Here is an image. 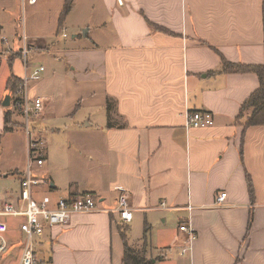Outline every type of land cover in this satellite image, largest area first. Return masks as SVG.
<instances>
[{
	"label": "crops",
	"instance_id": "1",
	"mask_svg": "<svg viewBox=\"0 0 264 264\" xmlns=\"http://www.w3.org/2000/svg\"><path fill=\"white\" fill-rule=\"evenodd\" d=\"M101 1L109 17L101 21L103 34L92 35L85 19L76 23L88 26L84 32L62 39L80 0H71L64 20L60 14L51 31L61 32L56 42L22 23L33 52L46 55L48 65L42 64L52 71L32 96L45 99L41 120L72 142L58 156L51 149L60 143L45 144V163L33 171L51 180L34 196L49 195L55 204L92 194L100 209L48 227L36 243L40 264H123L121 225L129 245L145 249L147 264H264V119L238 120L260 78L226 72L223 64L264 66V0ZM84 3L90 13L93 0ZM14 26L10 40L0 20V132L22 83L12 93L8 82L25 74L23 29ZM206 109L215 124L188 130L187 113ZM32 129L42 142L41 128ZM26 166L10 169L19 176L15 185L8 183L11 174H0V210L17 201ZM223 191L227 198L218 206ZM122 192L130 199V222L116 211ZM189 217L196 237L191 252L181 254L188 233L179 226ZM9 234L23 237L18 225Z\"/></svg>",
	"mask_w": 264,
	"mask_h": 264
},
{
	"label": "built area",
	"instance_id": "2",
	"mask_svg": "<svg viewBox=\"0 0 264 264\" xmlns=\"http://www.w3.org/2000/svg\"><path fill=\"white\" fill-rule=\"evenodd\" d=\"M38 0H22V9L26 8V5L35 4ZM121 1V0H120ZM24 26V25H23ZM63 36H66L64 34ZM22 47L20 49L23 56V67L25 74L22 78L20 87L14 91V104L16 108L23 114L26 123L24 129H26L28 139V163L26 166L24 178L21 181V192L17 201L6 203L0 210V260L2 259L4 252L9 249L10 240L8 239V233H10L11 226L4 217L19 218L21 219L18 224V229L23 233L21 238L22 250L19 255L18 264H40L39 256L37 254V239L41 237L48 227L62 226L69 224L73 216L78 213H90L91 211H97L99 209V201L92 194H86L83 196L72 198H61L56 203L52 202L49 195L37 200L34 196L35 188L37 186L45 185L46 180L39 177L34 173V166H42L45 163V159L42 157L41 149L44 147V143L37 142L32 139V131L29 129L30 117L35 115L39 117L43 111L45 105V99L39 96H29V84L31 80H41L45 66L38 63H32L29 61V53L33 52L32 45L28 40L25 26L21 35ZM186 128H206L213 126L214 114L212 111L198 110L188 112L186 115ZM217 205L222 206L227 198V192L223 191L218 195ZM119 203L116 207V211L120 216V219L124 222H130L133 219L132 207L130 199L127 193L122 192L118 198ZM166 202L162 204L164 207ZM193 208L192 205L188 206L189 211ZM180 230L188 233V239L186 245L181 248V254L190 253L193 249V243L196 237L194 227L190 217L188 221L180 224Z\"/></svg>",
	"mask_w": 264,
	"mask_h": 264
},
{
	"label": "rangeland",
	"instance_id": "3",
	"mask_svg": "<svg viewBox=\"0 0 264 264\" xmlns=\"http://www.w3.org/2000/svg\"><path fill=\"white\" fill-rule=\"evenodd\" d=\"M65 1L66 0H41L38 5H31L28 4L26 8L23 10L21 8V0H0V8H2V12H0V20L4 22L6 26H8L7 30L4 32V35L8 36L10 40H12V37H10V28L14 25L18 24V33L22 31L23 29V19L26 22L27 28L33 27L37 31L44 32V36L48 37L46 40H49L51 43L52 41L56 42L57 35H52V29L58 27L56 25L57 21L59 20L60 14L63 13L65 10ZM85 0H80L78 3V6H76L75 10L70 12V14L65 17L66 19V25H65V32L67 33L68 37H62V39L65 41L71 42L72 35L76 34L78 32L85 31L87 29V25L85 26V29L78 27L76 24L80 20H87L89 24L94 25L92 35L93 33H104V28L101 30V21L108 20V14L106 11V8H104V5L101 0H93V7L92 10L87 12V9L85 7ZM67 3V2H66ZM72 5L73 3L70 2ZM93 11V12H92ZM15 27V26H14ZM17 28V26H16ZM27 33V32H26ZM29 60L30 61H36L39 63L45 64V66L48 65V59L46 55L40 57V55H36L35 52L29 53ZM66 58L63 60V62H60L58 65L64 67ZM50 65L47 68L48 70L45 71V74L51 73ZM45 76V75H44ZM43 76V77H44ZM41 80H31L28 82L29 84V96L32 97L36 94L40 93V90L38 92V85ZM7 95V94H6ZM13 119L15 121L14 125L9 131H2L0 132V174L2 172L9 173L11 168H15L18 165H23L28 163V139L26 134V129H24L23 124L26 123L25 118L23 114L20 113V111L16 108L15 104L13 103V107L10 106ZM37 118L35 115L30 117V126L29 129L33 132L34 129H32L33 126H38L41 128V141L45 144L51 143L52 141L60 143L59 148L53 151L54 148L51 149V155L52 153L57 154L58 156L60 154V151H66L69 149V147L72 145L70 142V139L68 136H66L63 133V129L56 134H53L51 131V124L45 120H41L42 115ZM3 127H6V124L4 123ZM34 133V132H33ZM34 138V141H37L38 137H35V134L32 135ZM75 146H77V143H74ZM44 148V147H43ZM43 148L41 151H43ZM43 174H40L39 177L44 178L45 180L50 181V176L48 174H44V172H40ZM11 174V173H9ZM45 175L48 177V179L45 177ZM2 176H0L1 179ZM18 175L11 174L9 176L8 183L14 184L18 182ZM15 185V184H14ZM7 221L9 222L10 226H17L20 219L16 218H7ZM10 245L9 249L4 252V255L2 259L0 260V264H17L18 260V254L20 255V252L22 250L21 247V238L18 234L16 237L10 236L8 233ZM12 237V238H11Z\"/></svg>",
	"mask_w": 264,
	"mask_h": 264
},
{
	"label": "trees",
	"instance_id": "4",
	"mask_svg": "<svg viewBox=\"0 0 264 264\" xmlns=\"http://www.w3.org/2000/svg\"><path fill=\"white\" fill-rule=\"evenodd\" d=\"M70 2L71 0H67L66 6L64 8V12L61 15L60 20H64L65 16H67V13L70 11ZM13 62V59L11 60V63ZM224 70L226 72H234V71H240V72H254L257 74V76L260 78V86L257 90L254 91V93L249 97V99L242 105V109L240 114L238 115V120L246 118L247 125L250 124H256L259 122H263L264 119V66H255V65H243V64H236L231 63L224 59ZM22 82V79L20 77H17L13 74L11 76L8 85L9 89L13 91L19 86V84ZM6 115V131H9L12 126V119L13 114L12 111H7L5 113ZM122 232V236L124 239L125 244V254L123 256L124 262L123 264H147V259L144 257L145 249L140 251L137 249L132 248L129 243L127 242V229L124 226H120L119 228ZM149 230V228L146 229V232Z\"/></svg>",
	"mask_w": 264,
	"mask_h": 264
},
{
	"label": "water",
	"instance_id": "5",
	"mask_svg": "<svg viewBox=\"0 0 264 264\" xmlns=\"http://www.w3.org/2000/svg\"><path fill=\"white\" fill-rule=\"evenodd\" d=\"M4 100H5L4 104L7 105V106H10V104H11L10 95H7Z\"/></svg>",
	"mask_w": 264,
	"mask_h": 264
}]
</instances>
